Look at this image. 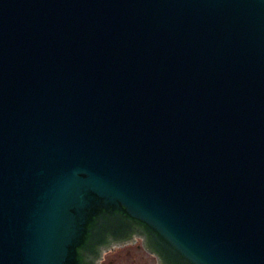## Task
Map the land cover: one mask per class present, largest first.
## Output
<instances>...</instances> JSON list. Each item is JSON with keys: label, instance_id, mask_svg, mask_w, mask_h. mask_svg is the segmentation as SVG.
Wrapping results in <instances>:
<instances>
[{"label": "water", "instance_id": "water-1", "mask_svg": "<svg viewBox=\"0 0 264 264\" xmlns=\"http://www.w3.org/2000/svg\"><path fill=\"white\" fill-rule=\"evenodd\" d=\"M264 264V0H0V264Z\"/></svg>", "mask_w": 264, "mask_h": 264}, {"label": "rangeland", "instance_id": "rangeland-1", "mask_svg": "<svg viewBox=\"0 0 264 264\" xmlns=\"http://www.w3.org/2000/svg\"><path fill=\"white\" fill-rule=\"evenodd\" d=\"M142 243L127 247L126 249H116L105 255L104 264H156V259L147 254L142 248Z\"/></svg>", "mask_w": 264, "mask_h": 264}, {"label": "flooded vegetation", "instance_id": "flooded-vegetation-1", "mask_svg": "<svg viewBox=\"0 0 264 264\" xmlns=\"http://www.w3.org/2000/svg\"><path fill=\"white\" fill-rule=\"evenodd\" d=\"M139 234H137V236H138ZM140 236V235H139ZM138 241H139V238H137L136 240H134L131 244H129V245H126V246H123V247H120V248H117V249H126L127 247H130V246H133V245H135V244H137L138 243ZM112 251H114V250H111V251H109L108 253H110V252H112ZM108 253H106V254H108ZM105 254V255H106ZM104 260V259H103ZM101 264H104L103 263V261L101 262Z\"/></svg>", "mask_w": 264, "mask_h": 264}]
</instances>
